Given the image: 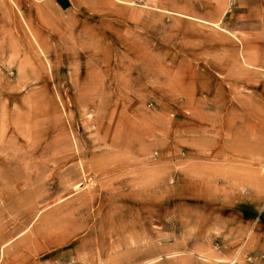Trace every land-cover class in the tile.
<instances>
[{"label": "rangeland", "instance_id": "obj_1", "mask_svg": "<svg viewBox=\"0 0 264 264\" xmlns=\"http://www.w3.org/2000/svg\"><path fill=\"white\" fill-rule=\"evenodd\" d=\"M252 2L0 0V264H264Z\"/></svg>", "mask_w": 264, "mask_h": 264}, {"label": "crops", "instance_id": "obj_2", "mask_svg": "<svg viewBox=\"0 0 264 264\" xmlns=\"http://www.w3.org/2000/svg\"><path fill=\"white\" fill-rule=\"evenodd\" d=\"M69 1H71V0H69ZM251 1H253V2H252L253 6H254V5H257V6L264 5V0H251ZM247 4L249 5V4H251V2H248ZM177 15H180V16H183V17H186V18L191 19V20L200 21V20L194 19V18H192V17L185 16V15H181V14H177Z\"/></svg>", "mask_w": 264, "mask_h": 264}, {"label": "bare ground", "instance_id": "obj_3", "mask_svg": "<svg viewBox=\"0 0 264 264\" xmlns=\"http://www.w3.org/2000/svg\"><path fill=\"white\" fill-rule=\"evenodd\" d=\"M221 31H223V30H221ZM77 188H78V186L75 189H77Z\"/></svg>", "mask_w": 264, "mask_h": 264}]
</instances>
